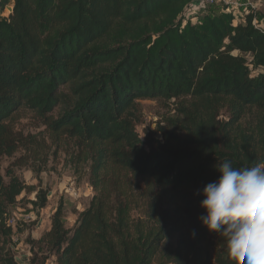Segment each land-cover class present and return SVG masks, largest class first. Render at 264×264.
Here are the masks:
<instances>
[{
  "label": "trees",
  "instance_id": "16d2710c",
  "mask_svg": "<svg viewBox=\"0 0 264 264\" xmlns=\"http://www.w3.org/2000/svg\"><path fill=\"white\" fill-rule=\"evenodd\" d=\"M188 2L3 0L12 12L0 13V264H18L10 208L32 190L1 174L22 141L9 122L23 108L91 162L88 208L69 229L60 206L38 242L55 264H234L198 219L197 190L219 178V163L264 161V29L228 13L184 25ZM186 98L181 132L142 140L139 101ZM223 108L228 122L217 120ZM249 115L254 128L241 134ZM46 204L39 192L38 214Z\"/></svg>",
  "mask_w": 264,
  "mask_h": 264
},
{
  "label": "rangeland",
  "instance_id": "374dc122",
  "mask_svg": "<svg viewBox=\"0 0 264 264\" xmlns=\"http://www.w3.org/2000/svg\"><path fill=\"white\" fill-rule=\"evenodd\" d=\"M261 2L264 5V0ZM193 3V0H189L181 15L184 25L186 23L199 25L207 17L226 13L225 7L220 5L196 8ZM262 5L255 6L257 25L264 20ZM249 7L250 11H253L252 6ZM233 16L236 25L244 22L246 18L244 11L237 9ZM239 54L234 53L235 56ZM61 91L68 93L66 88ZM191 101L190 98L171 102L139 101L140 122L136 130L142 140L146 139L149 132H153L154 138L162 142L161 128L181 132L188 118L182 110L183 107L188 108ZM61 112L59 107L49 116L56 119ZM229 115L228 109L223 108L219 111L217 120L228 122ZM247 118L249 119L243 120L238 126L241 134L249 133L254 128L255 122L250 119V115ZM9 124L22 141L16 154L2 159L1 174L8 181L7 171L12 170L29 188H32L29 193L22 194L17 205L10 208V215L17 224L11 253L18 264H55V258L47 249L43 250V245L38 242L51 230L53 216L60 206L69 229L75 227L79 214L88 208L94 196L90 179L91 162H79L77 159L79 150L74 143L55 141L46 120L32 110L23 108ZM39 192L46 194L47 204L38 214L34 203L37 202ZM32 214L35 217L27 219ZM176 240L171 243L175 245ZM217 243V240L213 242L214 245Z\"/></svg>",
  "mask_w": 264,
  "mask_h": 264
},
{
  "label": "clouds",
  "instance_id": "9594fccd",
  "mask_svg": "<svg viewBox=\"0 0 264 264\" xmlns=\"http://www.w3.org/2000/svg\"><path fill=\"white\" fill-rule=\"evenodd\" d=\"M216 168L219 178L197 190L204 197L198 219L225 239L234 264H264V161L243 168L224 161Z\"/></svg>",
  "mask_w": 264,
  "mask_h": 264
},
{
  "label": "built area",
  "instance_id": "2783aa9c",
  "mask_svg": "<svg viewBox=\"0 0 264 264\" xmlns=\"http://www.w3.org/2000/svg\"><path fill=\"white\" fill-rule=\"evenodd\" d=\"M193 6L194 7H215V6H223L225 7V10H226V13L228 14H233L234 15V11L237 9L239 10L238 8L240 7H246L245 10H244V13L246 14V16L248 15H253L255 18L253 20V24L254 26H259L260 28L264 29L261 24L264 23V22H261V24L257 25L258 23V19L257 17L255 16L256 15V7L251 5V4H241L240 2L238 1H234V0H193ZM2 3H3V0H0V13L3 14V15H7L9 13L12 12V7L11 6H6L4 9H2ZM249 5L252 6V9L253 11H250V7ZM240 11V10H239ZM35 217L34 214H32L31 216H29L27 219H31ZM8 225L9 226H12V227H16L17 224H16V220L14 218H9L8 220ZM15 241V238L13 239Z\"/></svg>",
  "mask_w": 264,
  "mask_h": 264
},
{
  "label": "crops",
  "instance_id": "0c3cea01",
  "mask_svg": "<svg viewBox=\"0 0 264 264\" xmlns=\"http://www.w3.org/2000/svg\"><path fill=\"white\" fill-rule=\"evenodd\" d=\"M234 1H238V2H240L241 4H242V3H244V4H251V5L256 6V7H257V6L260 7V5H262L261 0H259L258 2H257V0H234ZM244 1H246V2H244ZM262 6H264V5H262ZM245 8H246V7H240V8H238V9L241 10V12H242V11L245 10ZM263 22H264V20H263ZM262 27L264 28V23H263Z\"/></svg>",
  "mask_w": 264,
  "mask_h": 264
}]
</instances>
